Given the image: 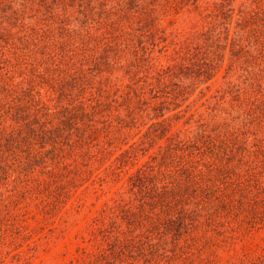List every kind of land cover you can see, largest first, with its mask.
<instances>
[{
	"label": "trees",
	"instance_id": "obj_1",
	"mask_svg": "<svg viewBox=\"0 0 264 264\" xmlns=\"http://www.w3.org/2000/svg\"><path fill=\"white\" fill-rule=\"evenodd\" d=\"M171 3L0 0V190L15 178L37 187V173L48 187L104 168L128 135L155 147L128 182L122 214L133 239L109 241L89 264H175V239L196 219L184 209L209 210L210 222L215 200L229 211L259 193L229 168L245 160L241 129L264 125V0H176L200 25L167 51L158 11ZM131 155L122 148L103 170ZM211 167L217 175L206 177Z\"/></svg>",
	"mask_w": 264,
	"mask_h": 264
},
{
	"label": "rangeland",
	"instance_id": "obj_2",
	"mask_svg": "<svg viewBox=\"0 0 264 264\" xmlns=\"http://www.w3.org/2000/svg\"><path fill=\"white\" fill-rule=\"evenodd\" d=\"M166 4L165 7L159 6L158 22L166 35L165 48L169 51L175 47V42L183 41L200 24L196 23L199 18L193 10L180 9L176 0L175 5ZM158 48L154 53L155 64L163 63L166 57ZM221 65V75L218 74L212 81L211 92L223 82L226 64ZM182 121L181 117L175 120V132ZM241 131L244 134L238 135H244L246 141L244 146L241 145L242 149H246L245 160L233 162L229 171H235L245 179V176L249 177L243 182L242 189L251 190L248 184H253L257 188L254 190L259 193L249 202L244 199L243 206H235L229 211L223 210L215 200L216 211L220 212L210 222L204 217L209 210L198 209L196 213L191 208L184 209L186 215L198 220L192 222L189 233L175 239V264H264V125ZM138 138L139 134L128 135L129 140L121 141V149L129 148L135 155L128 156L127 162L120 168L114 167L115 172L111 167L103 169L121 149L112 153L104 168H98L96 163L83 167L82 173L56 177L48 187L42 181L45 175L39 173L37 176L41 183L37 187H24L17 178L2 186L0 264H89L94 254L105 247L109 250V241L133 239V233L126 227L127 215L122 214V208L126 200L132 199L128 184L130 176L153 151L150 150L152 145L136 142ZM222 161L220 165L223 168L230 163L227 158ZM236 164L240 166L234 167ZM119 165L116 163L115 166ZM213 167H217V164ZM213 167L206 177L217 175ZM218 184L214 183L213 191ZM228 190L226 185L221 186L224 193ZM190 195V191H187L185 199L191 207L189 203H194V197ZM209 203L212 201L205 203L206 207ZM173 240L160 241L170 248ZM160 262L164 261L161 259Z\"/></svg>",
	"mask_w": 264,
	"mask_h": 264
}]
</instances>
